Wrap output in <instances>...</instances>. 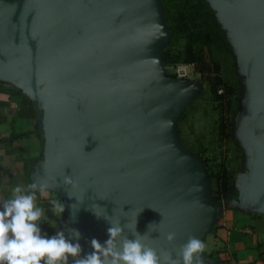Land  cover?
<instances>
[{
	"label": "water",
	"instance_id": "obj_1",
	"mask_svg": "<svg viewBox=\"0 0 264 264\" xmlns=\"http://www.w3.org/2000/svg\"><path fill=\"white\" fill-rule=\"evenodd\" d=\"M211 6L232 32L251 89L241 133L254 157L240 199L264 211V0ZM168 35L157 0L0 1V79L42 108L43 174L67 201L82 255L92 251L91 239L107 240L111 226L92 206L121 223L128 238L146 233L143 243L173 258L214 222L202 172L173 140L174 117L192 89L162 77L159 56ZM201 255L203 264H221Z\"/></svg>",
	"mask_w": 264,
	"mask_h": 264
},
{
	"label": "rangeland",
	"instance_id": "obj_2",
	"mask_svg": "<svg viewBox=\"0 0 264 264\" xmlns=\"http://www.w3.org/2000/svg\"><path fill=\"white\" fill-rule=\"evenodd\" d=\"M213 3V0H157L162 9V21L169 35L160 50L159 62L162 77L166 80L182 81L191 86V97L175 115L172 130L173 140L185 159L198 164L204 178L203 199L209 204L221 199L217 194V179L225 170L234 187L240 186L249 176L253 152L241 128L250 104V84L245 63L232 32L226 28V21L215 7L226 41L228 52H218L213 59L208 52L203 56L204 69L211 76L223 79L218 99L211 91L210 84L197 72L195 63L185 62L186 40L177 29L180 12L185 2ZM177 56L174 63L163 62V52ZM183 52V54H181ZM219 66V72L216 67ZM183 68L186 76H180Z\"/></svg>",
	"mask_w": 264,
	"mask_h": 264
},
{
	"label": "crops",
	"instance_id": "obj_3",
	"mask_svg": "<svg viewBox=\"0 0 264 264\" xmlns=\"http://www.w3.org/2000/svg\"><path fill=\"white\" fill-rule=\"evenodd\" d=\"M47 152L48 139L39 102L16 83L0 79V200L10 196L16 185L26 187L33 181L44 185L36 200L43 210L42 231L52 235L61 230L68 236L67 201L43 174ZM56 202L65 204L63 216ZM212 206L214 222L201 238L204 254L221 264H264V211L243 203L234 181L227 194Z\"/></svg>",
	"mask_w": 264,
	"mask_h": 264
},
{
	"label": "clouds",
	"instance_id": "obj_4",
	"mask_svg": "<svg viewBox=\"0 0 264 264\" xmlns=\"http://www.w3.org/2000/svg\"><path fill=\"white\" fill-rule=\"evenodd\" d=\"M64 183L76 187L72 177L65 176ZM44 188L35 181L26 187L16 185L10 196L0 200V264H69L70 258L71 264H203L204 242L199 238L190 237L173 258L170 252L158 253L143 243L146 233L142 235L135 231L134 238H128L121 223L110 222L93 206L92 211L97 218L103 217L111 225L107 229L108 239L103 243L96 238L91 239L92 251L81 255L83 249L78 229H69L68 236L61 230L52 235L42 231L43 210L36 200L37 193L42 194ZM56 204L63 216L65 204ZM77 205L73 204L72 208L77 209ZM166 239L173 241L175 233L169 232Z\"/></svg>",
	"mask_w": 264,
	"mask_h": 264
},
{
	"label": "trees",
	"instance_id": "obj_5",
	"mask_svg": "<svg viewBox=\"0 0 264 264\" xmlns=\"http://www.w3.org/2000/svg\"><path fill=\"white\" fill-rule=\"evenodd\" d=\"M173 33L181 34L186 40V47L184 53L187 55L185 62L195 63L197 72L200 73L206 81L210 84L211 91L218 99H224L225 95L218 94L219 87L223 85V79L219 76H211L207 69L202 68L203 56L208 52L211 59L218 52H228L229 46L226 41V36L223 32L221 23L219 21L216 11L210 3L204 2H185L180 12V19L177 29ZM168 46L166 43L163 46L165 50ZM183 54V52L181 53ZM163 62L174 63L177 56L172 57L171 52H163ZM219 66L216 67V72H219ZM5 85V84H3ZM217 179V194L222 197L225 196L229 190L231 180L224 170L216 176Z\"/></svg>",
	"mask_w": 264,
	"mask_h": 264
},
{
	"label": "built area",
	"instance_id": "obj_6",
	"mask_svg": "<svg viewBox=\"0 0 264 264\" xmlns=\"http://www.w3.org/2000/svg\"><path fill=\"white\" fill-rule=\"evenodd\" d=\"M177 72L180 76H186L187 75V72L183 68H179Z\"/></svg>",
	"mask_w": 264,
	"mask_h": 264
}]
</instances>
